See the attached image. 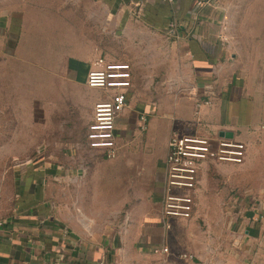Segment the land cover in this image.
Returning <instances> with one entry per match:
<instances>
[{"label": "crops", "instance_id": "obj_1", "mask_svg": "<svg viewBox=\"0 0 264 264\" xmlns=\"http://www.w3.org/2000/svg\"><path fill=\"white\" fill-rule=\"evenodd\" d=\"M83 1L0 0V29L21 36L20 44L25 45L34 27L44 31L56 28L47 24L52 19L46 14L61 15L57 19L61 23L66 21L63 15L76 14L79 2ZM88 1L102 6L107 19L113 16L125 30L138 31L140 39L147 31L170 33L173 45L179 47L178 60L185 62L180 82L183 88L163 93L158 101L145 107L147 110L140 113L139 120L118 117L120 161L111 173L113 179L125 175L132 190V197L129 196L134 202L130 211L132 233L126 238L125 248L134 247L135 252L146 257H162L167 264H197L196 260L206 257L199 241L204 243L207 238L197 229V223L209 215L205 206L201 203L197 206L196 202L191 219H168L171 227L167 229L163 201L169 140L175 131L209 136L230 131L234 139L247 144V157L258 151L260 135L264 136V0ZM37 36L33 45L61 43L55 42L56 39H47V43L44 35ZM81 68L86 69L87 75L89 57L69 58L65 72L59 70L57 75L88 86L82 79ZM113 93L106 91L97 101L89 102V124L96 102L110 98ZM198 101L209 104L197 108ZM142 115L147 117L145 122ZM60 169L63 170L61 166H44L27 171L23 205L13 215L1 218L4 223L0 226V264H99L108 260L109 246L93 232L94 220L80 210L65 221L63 216L51 213L42 192L33 191L51 176L59 183L66 179L85 183L89 191L96 183H104L107 172L89 166L64 175ZM36 172L43 177L38 183L32 178ZM233 200L229 213L234 239L237 242L241 229L243 239L250 244L253 264H264V200ZM162 246H167L169 252H154ZM183 254L191 257L184 258Z\"/></svg>", "mask_w": 264, "mask_h": 264}, {"label": "rangeland", "instance_id": "obj_2", "mask_svg": "<svg viewBox=\"0 0 264 264\" xmlns=\"http://www.w3.org/2000/svg\"><path fill=\"white\" fill-rule=\"evenodd\" d=\"M46 16L52 19L47 24L56 28L44 31L34 27L25 45H21V36L0 29V219L18 212L17 207L23 205L29 169L61 166V173L71 175L77 168H101L107 172L108 180L104 178V183H96L89 191L85 183L70 179L59 183L54 176L43 180L33 191L42 192L51 213L63 216L65 221L80 210L94 220L93 232L109 246L110 255L105 263L167 264L162 257H146L135 252L134 247L125 248L126 238L132 233V190L125 175L112 177L111 171L119 166V155L109 159L102 149L89 147V102L97 101L106 90H89L83 82L60 77L57 72H65L71 57H89V70L99 57L129 59L127 62L134 67V85L119 118L139 120L140 113L147 110L145 107L158 101L163 93L183 88L180 82L185 62L178 60L179 47L173 45L170 33L147 31L140 39L138 31L125 30L113 16L107 19L105 9L88 0L79 2L76 14L63 15L66 21L61 23V15ZM37 35H44L47 43V39L61 43L33 45ZM81 73L86 83V69L81 68ZM257 149L240 164L204 163L196 201L197 206H205L209 216L197 223V229L207 237L204 243L199 241L206 257L196 260L197 264H253L250 244L243 239L241 229L237 242L234 239L229 204L237 198L263 202L262 135ZM32 178L38 183L43 177L36 172ZM79 224L85 227L83 222ZM129 242L132 245L130 239Z\"/></svg>", "mask_w": 264, "mask_h": 264}, {"label": "built area", "instance_id": "obj_3", "mask_svg": "<svg viewBox=\"0 0 264 264\" xmlns=\"http://www.w3.org/2000/svg\"><path fill=\"white\" fill-rule=\"evenodd\" d=\"M173 3L174 0H163ZM140 14V13H139ZM88 70L86 84L90 88L111 91L108 99L99 100L94 106V115L88 127L87 140L92 149H102L105 157L111 159L118 154L117 119L127 107L133 86V69L130 63L108 61L99 57ZM208 101L197 102V108ZM145 122L146 115L141 116ZM146 128V124L143 125ZM247 157V144L234 138L209 136L205 134H182L175 131L169 140L166 159L165 196L163 215L167 219H191L196 208V193L204 163L240 164ZM4 223L0 219V226ZM154 252L167 253V246L157 247ZM184 258L191 255L183 254ZM55 264H65L63 262ZM99 264H105L103 262Z\"/></svg>", "mask_w": 264, "mask_h": 264}, {"label": "water", "instance_id": "obj_4", "mask_svg": "<svg viewBox=\"0 0 264 264\" xmlns=\"http://www.w3.org/2000/svg\"><path fill=\"white\" fill-rule=\"evenodd\" d=\"M220 136H223V137H227V138H233L234 136V133L230 132V131H221L219 133Z\"/></svg>", "mask_w": 264, "mask_h": 264}]
</instances>
